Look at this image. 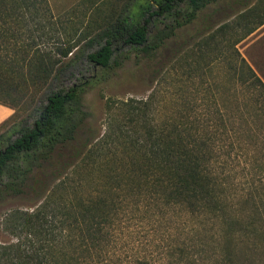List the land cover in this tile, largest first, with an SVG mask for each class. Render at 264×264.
<instances>
[{"label": "trees", "instance_id": "trees-1", "mask_svg": "<svg viewBox=\"0 0 264 264\" xmlns=\"http://www.w3.org/2000/svg\"><path fill=\"white\" fill-rule=\"evenodd\" d=\"M89 1L95 18L80 34L50 0H0V105L14 110L0 125V202L40 203L8 215L6 229L17 241L1 246L0 264H244L253 253L264 257V228L235 219L230 176L219 170L228 121L221 112L206 118L184 95L167 114L158 93L111 98L101 135L85 106L89 91L108 82L128 54L152 57L225 3L239 11L198 42L200 53L233 48L238 65L231 68L252 90L254 111L246 115L264 120V81L237 49L264 26V0ZM133 220L150 227L146 243L130 235Z\"/></svg>", "mask_w": 264, "mask_h": 264}, {"label": "rangeland", "instance_id": "rangeland-1", "mask_svg": "<svg viewBox=\"0 0 264 264\" xmlns=\"http://www.w3.org/2000/svg\"><path fill=\"white\" fill-rule=\"evenodd\" d=\"M50 1L64 23H74L80 34L86 32V26L94 17L89 0ZM95 1L106 2L108 7L118 2L119 5L124 4V0ZM224 4L210 7L192 25L179 30L177 36L152 57L135 52L128 54L129 59L108 82L89 91L85 106L92 115L91 126L101 135L105 131L107 101L111 98L148 99L153 93H158L157 104L163 114H167L176 109L184 95L196 99L197 110L206 118H210L212 112H221L219 116L224 115L228 121L227 127H222L219 137V170L223 177L230 176L236 213L234 217L241 223L254 222L257 228H264V120L254 123L246 115L254 111V105L248 102L252 90L239 84L238 71L234 72L231 68L232 65H238V59L232 55L233 48L225 51L219 48L203 57L198 46V42L222 24L233 20L239 11L238 7L225 9ZM208 27L211 31L207 33ZM226 41L233 44L234 37ZM255 50L247 54L246 60L253 61L249 64L264 81V57L257 58ZM38 205V201L23 198L7 197L0 202V248L17 241L6 229L8 215L15 210L33 211ZM127 224L134 240L147 242L151 231L149 226L137 224L135 220ZM246 246L241 245L245 252L248 251ZM252 255L243 261L244 264H264L262 254Z\"/></svg>", "mask_w": 264, "mask_h": 264}, {"label": "crops", "instance_id": "crops-1", "mask_svg": "<svg viewBox=\"0 0 264 264\" xmlns=\"http://www.w3.org/2000/svg\"><path fill=\"white\" fill-rule=\"evenodd\" d=\"M238 49L241 53H246V54H242L245 59H247L246 57L247 54H249L253 49H256L255 56H257V58H263L264 57V26L259 28L255 33H253L251 36H249L247 39L241 42L238 45ZM248 62L252 63L253 61L251 60V62L250 61ZM13 114H14V110H12L9 107L0 105V125L9 118H11Z\"/></svg>", "mask_w": 264, "mask_h": 264}]
</instances>
